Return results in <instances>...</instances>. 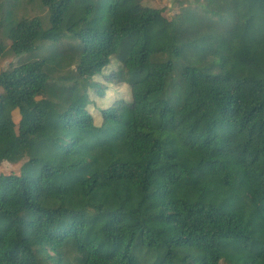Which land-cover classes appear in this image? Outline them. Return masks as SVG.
<instances>
[{
  "label": "trees",
  "instance_id": "obj_1",
  "mask_svg": "<svg viewBox=\"0 0 264 264\" xmlns=\"http://www.w3.org/2000/svg\"><path fill=\"white\" fill-rule=\"evenodd\" d=\"M48 105L67 163L0 174V264H264V0H0V162Z\"/></svg>",
  "mask_w": 264,
  "mask_h": 264
},
{
  "label": "rangeland",
  "instance_id": "obj_2",
  "mask_svg": "<svg viewBox=\"0 0 264 264\" xmlns=\"http://www.w3.org/2000/svg\"><path fill=\"white\" fill-rule=\"evenodd\" d=\"M82 15L83 8L81 6H72L63 20L62 28L68 27L77 21ZM102 18L103 13L98 10H95L90 16L92 23H97L101 21ZM15 61L16 59L13 62ZM111 72L112 69L109 66L103 71L102 74L105 76L111 74ZM99 80L103 81L104 77L101 76ZM117 89L120 90L121 95L125 99H128V94L126 93L124 86H118L116 87V90ZM110 99L111 96L107 93H104L102 97L89 103L88 110L91 113L96 125H99L101 121V109L108 107L112 103ZM11 119L15 125V131H17L18 115L16 112L12 113ZM53 140L57 141V147L58 144L61 145L68 142L62 124L58 120L53 108L48 105L47 116L42 131L37 135L29 136L28 149L30 156L35 159V162L31 163L28 161V159H23L14 163H9L6 161L0 162V174H15L36 178L39 176L40 168L45 164L65 165L67 160L62 155L56 156L54 154L56 153L54 151L56 149V144L52 143Z\"/></svg>",
  "mask_w": 264,
  "mask_h": 264
},
{
  "label": "water",
  "instance_id": "obj_3",
  "mask_svg": "<svg viewBox=\"0 0 264 264\" xmlns=\"http://www.w3.org/2000/svg\"><path fill=\"white\" fill-rule=\"evenodd\" d=\"M23 32H24V31H23ZM17 40H19V39H17ZM0 260L4 262V254H3V253L0 254Z\"/></svg>",
  "mask_w": 264,
  "mask_h": 264
}]
</instances>
